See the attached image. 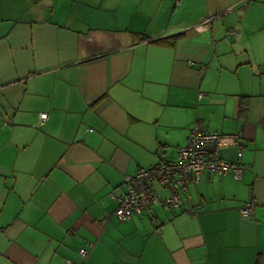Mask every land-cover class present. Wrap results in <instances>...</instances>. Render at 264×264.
<instances>
[{
	"label": "crops",
	"instance_id": "1",
	"mask_svg": "<svg viewBox=\"0 0 264 264\" xmlns=\"http://www.w3.org/2000/svg\"><path fill=\"white\" fill-rule=\"evenodd\" d=\"M196 121L239 135L242 178L118 221L125 177L175 161ZM67 261L264 264V0H0V264Z\"/></svg>",
	"mask_w": 264,
	"mask_h": 264
},
{
	"label": "built area",
	"instance_id": "2",
	"mask_svg": "<svg viewBox=\"0 0 264 264\" xmlns=\"http://www.w3.org/2000/svg\"><path fill=\"white\" fill-rule=\"evenodd\" d=\"M233 8H228L206 18L196 25V31H209L212 26L223 18L230 16ZM234 31L228 30L227 37L233 36ZM44 122L46 114H40ZM230 138L237 146V160L227 162L220 158L219 148L222 139ZM246 166L241 162V141L239 135H221L206 132L200 121H196L189 132L187 144L177 151L176 160L158 163L147 170H141L134 176L124 179L125 193L121 196L111 195L116 202L114 215L120 222L131 220L135 216L152 212L154 205L161 206L167 211L180 210L183 197L188 196L191 185L197 184L206 175L226 176L234 179L242 178ZM157 189L167 192L159 197ZM255 201L250 200L239 210L242 218L251 217L255 210ZM157 225V222H156ZM92 244L89 248H92ZM78 255L86 260L89 251L81 249ZM67 264H74L67 261Z\"/></svg>",
	"mask_w": 264,
	"mask_h": 264
},
{
	"label": "trees",
	"instance_id": "3",
	"mask_svg": "<svg viewBox=\"0 0 264 264\" xmlns=\"http://www.w3.org/2000/svg\"><path fill=\"white\" fill-rule=\"evenodd\" d=\"M178 38H179V36L169 38V39L158 40V41L153 42V44H156L158 46L173 45V43H175V41H177ZM137 40L143 42V41H146L147 39L145 36H138ZM245 111H246V102L242 100V101H240V105H239V114L243 115L245 113Z\"/></svg>",
	"mask_w": 264,
	"mask_h": 264
},
{
	"label": "rangeland",
	"instance_id": "4",
	"mask_svg": "<svg viewBox=\"0 0 264 264\" xmlns=\"http://www.w3.org/2000/svg\"><path fill=\"white\" fill-rule=\"evenodd\" d=\"M72 263V262H71ZM75 264V263H74Z\"/></svg>",
	"mask_w": 264,
	"mask_h": 264
}]
</instances>
